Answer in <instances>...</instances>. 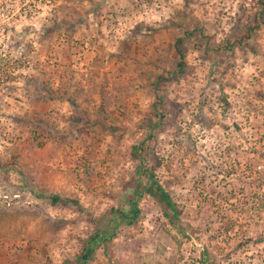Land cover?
Masks as SVG:
<instances>
[{"label": "rangeland", "instance_id": "rangeland-1", "mask_svg": "<svg viewBox=\"0 0 264 264\" xmlns=\"http://www.w3.org/2000/svg\"><path fill=\"white\" fill-rule=\"evenodd\" d=\"M3 9L0 264H264V0Z\"/></svg>", "mask_w": 264, "mask_h": 264}, {"label": "trees", "instance_id": "trees-1", "mask_svg": "<svg viewBox=\"0 0 264 264\" xmlns=\"http://www.w3.org/2000/svg\"><path fill=\"white\" fill-rule=\"evenodd\" d=\"M181 43H182V39H178L177 49H178L179 62L177 63V65H178V68L181 71H183L185 67V57H184L182 49L178 47V45ZM147 178L149 181V186L146 188V193H148L157 202V204L162 209L163 215L168 220L170 225H172L177 232L181 233L182 230H181V220L179 216V211H178L176 204L170 197V194L163 189V187L155 179L152 172L147 173ZM137 194H141V193L140 192L137 193L136 191V194H135L136 198L139 197L137 196ZM49 199L52 204H56L60 200L57 195H50ZM66 202H69V201H66ZM132 206H133V211L131 215H129L128 217L130 219V223H133L134 221H136L140 216V211L137 208L138 206L135 200L132 201ZM261 206L262 208H264V199H263V202L261 203ZM90 253H91V248L87 250L86 255L83 257L84 262L87 261V259L90 256L89 255ZM207 255L208 254L206 252H203L201 263L202 264H213L212 262L209 261Z\"/></svg>", "mask_w": 264, "mask_h": 264}, {"label": "built area", "instance_id": "built-area-1", "mask_svg": "<svg viewBox=\"0 0 264 264\" xmlns=\"http://www.w3.org/2000/svg\"><path fill=\"white\" fill-rule=\"evenodd\" d=\"M6 3H7V0H0V9L2 10V11H4V6L6 5ZM3 14V13H2Z\"/></svg>", "mask_w": 264, "mask_h": 264}]
</instances>
